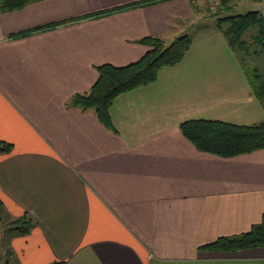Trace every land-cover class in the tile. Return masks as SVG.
I'll use <instances>...</instances> for the list:
<instances>
[{
  "label": "crops",
  "instance_id": "0c3cea01",
  "mask_svg": "<svg viewBox=\"0 0 264 264\" xmlns=\"http://www.w3.org/2000/svg\"><path fill=\"white\" fill-rule=\"evenodd\" d=\"M133 1L0 9V140L13 144L0 153V220L12 227L5 262L264 264V247L211 246L262 221L264 149L222 157L181 130L189 120L264 121V99L218 25L233 8L157 0L95 14ZM185 34L193 43L183 60L118 95L109 125L70 104L99 66L140 59L143 38Z\"/></svg>",
  "mask_w": 264,
  "mask_h": 264
},
{
  "label": "trees",
  "instance_id": "16d2710c",
  "mask_svg": "<svg viewBox=\"0 0 264 264\" xmlns=\"http://www.w3.org/2000/svg\"><path fill=\"white\" fill-rule=\"evenodd\" d=\"M36 1L39 0H0V9L6 12L13 11ZM153 1L157 0H137L95 14L100 15ZM222 1L227 5V10L233 8L234 0ZM217 5L220 8L218 11L224 10L221 9L219 3ZM218 25L230 47L234 51H242L244 59L264 53V16L259 11L226 16L219 19ZM253 27L258 28V33L253 39L254 49L251 50L249 48L252 45L244 39V35ZM140 42L149 47L140 59L125 66L112 64L99 66V78L96 83L89 91L75 94L70 100V104L84 110L94 109L98 118L104 124L109 125V110L114 99L121 93L155 81L162 68L180 63L191 48L193 38L191 35L185 34L167 44L160 37L148 36ZM251 70L252 73L246 72V74L255 93L262 98L264 96V69L254 67ZM181 130L199 150L222 157H234L264 149V121L251 125H238L219 120H189L181 124ZM12 149L13 144L0 140V153H9ZM22 221L24 224L18 226L20 235L27 234L31 225L26 217ZM211 246L225 252L264 247V214L262 221L253 225L248 232L221 237Z\"/></svg>",
  "mask_w": 264,
  "mask_h": 264
},
{
  "label": "rangeland",
  "instance_id": "374dc122",
  "mask_svg": "<svg viewBox=\"0 0 264 264\" xmlns=\"http://www.w3.org/2000/svg\"><path fill=\"white\" fill-rule=\"evenodd\" d=\"M234 7L233 11L230 12L227 15H237L246 13L248 11H259L264 16V0H234ZM210 23L206 21L205 27H203V24L198 26V29H193L191 31V34L199 35L200 32H203V30L206 28L207 24ZM227 25V24H226ZM257 27L250 28L244 35V39H246L249 44H253V39L257 35ZM253 45L250 46L249 49H254ZM241 66L243 67L244 71L247 73H252V68L259 67L260 69H264V53L259 56H248L244 59V54L242 51L237 50L234 51ZM264 99V96L262 97ZM12 227H10V223L8 221H2L0 220V260L2 264H7L5 261H7L9 255H5V249L8 245V242L11 237ZM12 258V257H11ZM12 264V263H11Z\"/></svg>",
  "mask_w": 264,
  "mask_h": 264
},
{
  "label": "built area",
  "instance_id": "2783aa9c",
  "mask_svg": "<svg viewBox=\"0 0 264 264\" xmlns=\"http://www.w3.org/2000/svg\"><path fill=\"white\" fill-rule=\"evenodd\" d=\"M220 1L221 0H206V4L209 5V6H215Z\"/></svg>",
  "mask_w": 264,
  "mask_h": 264
}]
</instances>
